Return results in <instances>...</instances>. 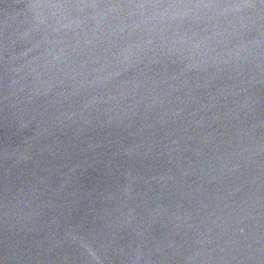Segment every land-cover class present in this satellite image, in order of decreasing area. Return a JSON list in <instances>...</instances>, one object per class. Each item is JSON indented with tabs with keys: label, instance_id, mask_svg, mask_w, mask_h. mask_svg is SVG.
I'll return each mask as SVG.
<instances>
[{
	"label": "water",
	"instance_id": "water-1",
	"mask_svg": "<svg viewBox=\"0 0 264 264\" xmlns=\"http://www.w3.org/2000/svg\"><path fill=\"white\" fill-rule=\"evenodd\" d=\"M0 264H264V0H0Z\"/></svg>",
	"mask_w": 264,
	"mask_h": 264
}]
</instances>
